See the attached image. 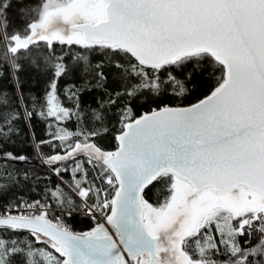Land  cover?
Instances as JSON below:
<instances>
[{
	"label": "trees",
	"instance_id": "obj_1",
	"mask_svg": "<svg viewBox=\"0 0 264 264\" xmlns=\"http://www.w3.org/2000/svg\"><path fill=\"white\" fill-rule=\"evenodd\" d=\"M44 1L0 0V209L46 205L68 232L99 235V223L78 213L76 195L83 190L86 204L112 201L113 176L101 161L60 158L85 144L111 155L137 118L192 106L217 91L223 68L195 54L153 69L119 48L86 42H38L5 52V41L26 34ZM172 190L173 177L162 174L145 188L141 202L163 208ZM36 235L0 225V264L67 261ZM182 250L204 264H264V205L256 213H208L182 239Z\"/></svg>",
	"mask_w": 264,
	"mask_h": 264
},
{
	"label": "water",
	"instance_id": "obj_2",
	"mask_svg": "<svg viewBox=\"0 0 264 264\" xmlns=\"http://www.w3.org/2000/svg\"><path fill=\"white\" fill-rule=\"evenodd\" d=\"M103 2L101 21L70 28L84 42L119 48L153 69L206 54L222 66L223 83L192 106L129 123L116 151L101 161L117 186L107 221L114 242L70 233L42 217H0V225L50 239L67 264H123L141 254L151 263L156 237L141 221V194L158 176L186 182L192 194L240 187L264 197V0Z\"/></svg>",
	"mask_w": 264,
	"mask_h": 264
},
{
	"label": "rangeland",
	"instance_id": "obj_3",
	"mask_svg": "<svg viewBox=\"0 0 264 264\" xmlns=\"http://www.w3.org/2000/svg\"><path fill=\"white\" fill-rule=\"evenodd\" d=\"M103 6L104 4L97 7L91 4L89 0H69L64 2V4H59L53 0H45L40 7L37 19L33 23H30L26 34L12 36L5 41V52H14L38 42L49 44L56 41L84 44L81 35L71 31L70 28L78 24L88 23L87 17L90 19L91 16H95L96 20H102ZM77 155H83L93 161H102L107 156L95 150L90 144H85L75 146L62 156L60 160L73 158ZM173 182V192L169 200L162 209L156 210L161 211L163 214L162 219L167 220L166 226L169 231L166 233L164 229H155L151 233V235L156 234L158 236L157 248H155L157 259L152 264H204V262L191 261L180 251L179 241L182 239L181 237L184 233L188 234L196 230L202 219L212 210H227L229 212L244 210L256 213L262 210L264 205V197L245 188L237 187L227 194H208L209 198L212 197L209 200L207 199L208 204L205 207H199V197L201 199L205 197L204 195L198 194L197 199L190 196V194H181V191L178 189L179 183L182 184V191L185 189L190 191L191 188L186 183L180 182V180L173 179ZM106 202L111 201H104L103 204ZM184 202L189 204V207L186 206L190 210L189 213L183 210ZM149 212L153 214V218L158 214V212L152 209H149ZM46 217L50 216L47 215ZM51 217L53 216L51 215ZM35 239L46 242L56 251L64 254V251L50 239L42 235H36ZM168 241L171 242L172 247ZM145 258L143 256L135 260L132 259L133 261L129 264H148ZM61 264H67V261L64 260ZM123 264L127 263L123 260Z\"/></svg>",
	"mask_w": 264,
	"mask_h": 264
},
{
	"label": "built area",
	"instance_id": "obj_4",
	"mask_svg": "<svg viewBox=\"0 0 264 264\" xmlns=\"http://www.w3.org/2000/svg\"><path fill=\"white\" fill-rule=\"evenodd\" d=\"M84 191L81 190L80 194L76 195V198L81 202V208L78 212L80 215L87 217L92 222H97L100 225V228L105 231V233L115 240L117 235L114 229L107 224L109 212L111 209V202H106L102 206L96 202L92 203H84ZM107 210L109 211L107 214ZM53 214V210L50 209L46 205H40L38 203L34 204H23L19 207H15L12 209H0V217H20V218H37V217H45L46 220H49L52 224H56L60 227L63 226V223L58 219V217L48 218L47 215L51 216Z\"/></svg>",
	"mask_w": 264,
	"mask_h": 264
},
{
	"label": "flooded vegetation",
	"instance_id": "obj_5",
	"mask_svg": "<svg viewBox=\"0 0 264 264\" xmlns=\"http://www.w3.org/2000/svg\"><path fill=\"white\" fill-rule=\"evenodd\" d=\"M90 1V3L91 4H93V5H96L97 7H99L100 5H102V4H104V2H103V0H89ZM104 7V6H103ZM103 9V8H102ZM87 20H88V24H95V23H97V22H99V21H101V20H96L95 19V16H91V18L89 19V17H87ZM173 179H175V178H173ZM176 180V179H175ZM180 182H183V181H180ZM184 183H186V182H184ZM187 184V183H186ZM188 186H189V184H187ZM173 186H174V182H173ZM176 186V185H175ZM190 187V186H189ZM191 188V187H190ZM176 189V188H175ZM178 189H179V191H181V194H190V196H192V197H196L197 199H198V194H202V195H204L205 197H203V198H201L200 199V197H199V200H198V206L199 207H205L207 204H208V200L210 199V198H212V197H208V194H215L212 190H211V188H205V189H202V190H199V191H197L196 193H194V194H192V192H191V190H192V188L190 189V191L188 190V189H185L184 191H182V184L181 183H179V187H178ZM236 189V188H235ZM246 189V188H245ZM234 190V189H233ZM233 190H229V191H227L226 193H223V194H227V193H229V192H231V191H233ZM248 190V189H247ZM172 192H173V190H172ZM172 192H171V194H172ZM174 192H175V190H174ZM171 196V195H170ZM208 199V200H207ZM182 200H183V198H182ZM143 203V202H142ZM186 206H188L189 207V204L188 203H183V210L185 211V212H190V210H189V208L187 209L186 208ZM149 209H152L153 211H155V212H158V214L156 215V217L155 218H153V214L151 213V212H149ZM158 209H162L161 207H159ZM158 209H156V208H152V207H150V206H147V205H145L144 203H143V209H142V214H141V221H142V223H143V225L145 226V228H146V230L150 233V235H151V233L152 232H154V230L155 229H159V230H166V233H167V231H169L168 230V228H167V226H166V224H167V220H164V219H162L163 218V214H162V212L161 211H156V210H158ZM215 210H218V209H215ZM215 210H212V211H210V213H212L213 211H215ZM240 212H234V215H238ZM99 230H101V228H99ZM195 231V230H194ZM101 234H99V236H105V235H107L106 233H105V231L102 229L101 230V232H100ZM192 232H189L188 234H186V233H184L183 234V236L181 237L182 239H184L185 237H187L188 235H190ZM104 234V235H103ZM90 235V234H89ZM108 236V235H107ZM152 236H155L156 237V242H155V248H157L156 247V244H157V235L155 234V235H152ZM109 237V236H108ZM110 238V237H109ZM110 239H112V238H110ZM182 239L179 241V248H180V251L183 253V250H182ZM112 241H113V239H112ZM114 242V241H113ZM166 242H167V240H166ZM169 242V241H168ZM165 245V244H164ZM169 245L171 246V242H169ZM173 246V245H172ZM171 246V247H172ZM164 249V248H163ZM172 249V248H171ZM165 250V249H164ZM156 251V250H155ZM168 251V250H167ZM146 257L145 259H146V261L148 262V264H152V262L153 261H155L156 259H157V255H156V258L151 262V263H149V261H148V257H147V255L146 254H141V255H139V256H137L136 258H134V260L135 259H137V258H139V257ZM124 257V256H123ZM124 261L127 263V264H129L131 261H133V260H126V259H124Z\"/></svg>",
	"mask_w": 264,
	"mask_h": 264
}]
</instances>
